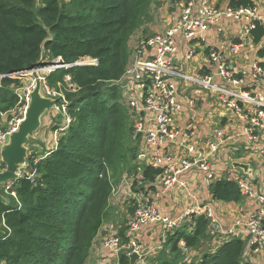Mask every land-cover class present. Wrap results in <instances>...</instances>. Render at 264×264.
Returning a JSON list of instances; mask_svg holds the SVG:
<instances>
[{
  "label": "trees",
  "instance_id": "trees-1",
  "mask_svg": "<svg viewBox=\"0 0 264 264\" xmlns=\"http://www.w3.org/2000/svg\"><path fill=\"white\" fill-rule=\"evenodd\" d=\"M150 1L0 0V112L18 105V74L31 71L42 56L44 62L60 65L97 60L96 66L60 67L45 76V87L56 93V105H66L70 123L53 126L59 134L51 150L29 151L28 171H36L34 180H17V200L6 196L10 201L0 203V230L5 233L0 238V264H86L108 217L110 173L114 179L137 173L132 163L142 147L141 136L133 138V146L117 82L130 61V37L149 20ZM229 5L252 7L253 2L229 0ZM251 36L254 44L262 42L264 25L258 23ZM256 54L264 60V42ZM140 168L148 184L161 174L160 169ZM209 194L214 201H244L236 182L227 177L211 184ZM208 227L204 215L196 216L193 232L176 231L157 262L250 264L241 237L213 250ZM180 240L189 250L200 251V259L184 261ZM205 244L207 250L201 251ZM120 260L129 264L125 255Z\"/></svg>",
  "mask_w": 264,
  "mask_h": 264
},
{
  "label": "built area",
  "instance_id": "built-area-1",
  "mask_svg": "<svg viewBox=\"0 0 264 264\" xmlns=\"http://www.w3.org/2000/svg\"><path fill=\"white\" fill-rule=\"evenodd\" d=\"M252 2V7L232 8L228 3L220 8L214 6L211 0H180L177 3L179 14L175 24L141 42L132 67L118 83L123 80L129 83L128 96L132 94V90L140 94V102L126 98V105L140 120L135 127L136 134L142 139L138 162L153 169H160L161 174L153 184H148L142 175L136 180L123 181L119 186L120 191L126 189L133 199L129 203L131 209L127 220L125 224L117 227H112L111 224L102 226L92 243L86 264H121L122 255L127 256L130 264V256L133 254L136 255L134 264H159L157 258L166 248L170 238L181 229L192 233L193 219L201 215L209 220L208 234L213 250L223 242L239 236L246 243L244 259L249 255L254 262L250 264H264V195L256 192L248 181L238 177L231 179L236 182L245 202L251 207L250 210L238 214L230 226H225L208 205L188 210L178 217L164 214L156 205V200L175 186L186 189L185 182L180 179L185 172L199 170L205 175L208 187L221 178H218L211 168V160L219 151L224 134L218 132L200 142L194 124H189L183 129L175 126L176 116L182 109L178 102V82L214 93L228 111L238 114L246 121L244 133L250 141L255 140L258 133H264V97L260 93L242 89L246 78L249 77L254 83L264 85L263 62L254 61L243 68H235L230 66L224 54L210 48L208 57L214 73L188 74L179 70L174 63L177 52L175 38L179 34L189 41L204 40V33L224 19L242 20L246 35H251L258 23L264 25V16L256 3ZM238 47L239 45L232 47V51L237 52ZM190 56L191 54H188L186 59ZM78 64L96 66L97 60L85 59L74 65ZM74 65L51 66V71L57 67L69 68ZM26 74L29 73L18 75ZM215 77L221 81L225 80L228 86L215 82ZM67 80L69 81V78ZM33 88L34 84L25 88V91L16 90L18 105L7 112H0V150L24 120L29 94ZM120 90L123 95V88L120 87ZM46 93L48 96H55L48 88ZM60 107L67 117L66 124H69L66 105ZM176 147L181 153L178 158H174L172 154L173 148ZM262 152L264 153V149ZM29 156L30 153L28 158ZM28 158L20 167L17 180L24 177L34 180L36 171H28ZM37 161L38 159H35L34 163ZM1 164L0 157V172L3 171ZM16 181L0 185V194L17 200L14 191ZM158 181L161 189L156 193L153 190ZM126 204L128 206V203ZM148 233L150 236L146 235ZM178 245L187 263L198 255L196 251L187 248L184 240H180Z\"/></svg>",
  "mask_w": 264,
  "mask_h": 264
},
{
  "label": "crops",
  "instance_id": "crops-1",
  "mask_svg": "<svg viewBox=\"0 0 264 264\" xmlns=\"http://www.w3.org/2000/svg\"><path fill=\"white\" fill-rule=\"evenodd\" d=\"M252 1L256 3L262 14L264 0ZM211 3H217L218 7L223 8L228 5L229 0H213V2L211 0ZM243 24L242 20L224 19L204 33V40L189 41L182 34L177 35L175 38L177 52L174 56L176 67L188 74L214 73L208 57L210 48L224 54L230 66L235 68H243L254 61L264 63V60H260L256 54L264 40L258 45L254 44L252 36L244 34ZM236 45H239L238 51L233 52L232 47ZM188 54L191 56L186 59ZM214 80L218 84L228 86L225 80L221 81L218 77H215ZM177 86L178 102L182 109L176 116L175 126L183 129L189 124H194L200 142L210 135L212 137L218 132L223 133V143L211 160V168L214 169L218 178L238 177L248 181L256 192L264 195V153L262 152L264 133H258L256 139L250 141L244 133L247 127L246 121L238 114L228 111L214 93L183 82H178ZM242 89L251 93H260L264 97V85L254 83L250 77L246 78ZM197 143L199 142L197 141ZM52 148L50 146L45 151ZM173 149L174 158H178L181 154L179 148ZM235 162L247 164L250 175L234 168L232 164ZM180 179L186 184L185 190L175 186L170 192L161 195L156 200V205L164 214L178 217L184 215L188 210L208 205L225 226H230L238 214L250 210L251 206L245 200L239 204L212 200L209 187L205 182V175L199 170L193 169L185 172ZM159 183V181L156 182L153 190L156 193L161 189ZM146 235L150 236L149 233ZM245 259L249 263L253 262L249 255Z\"/></svg>",
  "mask_w": 264,
  "mask_h": 264
},
{
  "label": "rangeland",
  "instance_id": "rangeland-1",
  "mask_svg": "<svg viewBox=\"0 0 264 264\" xmlns=\"http://www.w3.org/2000/svg\"><path fill=\"white\" fill-rule=\"evenodd\" d=\"M180 0H151L150 6H149V20L145 21L130 37L128 46L130 49V61L127 63V66L125 68V72L130 69L135 61V54L137 50L140 48V44L142 41H144L147 38L152 37L153 35L160 33L164 29L172 26L176 22L177 15L179 14V8L177 3ZM213 2V0H212ZM213 4V3H212ZM214 6L218 7L217 3L213 4ZM264 9V6H263ZM264 15V11L262 13ZM52 63L45 62L43 66V70L39 71V78L41 80V92L45 97H49L54 99L55 96H48L46 93L45 87V76L51 71ZM124 72V74H125ZM123 74V75H124ZM16 77V75L12 76V78ZM21 91H25V88L31 87L33 84L35 86L34 79L30 74L23 75L21 78ZM118 83V82H117ZM31 84V85H30ZM121 88H123V95L120 90V96H121V102L124 105L127 113V119H128V126L132 129V133L130 131L131 135V144L133 146H136L135 141L133 138L137 136L135 132V127L140 121L139 118L130 111L128 106L126 105V98L132 99L136 102H140V94L136 91L133 92L128 96V93L130 92L127 89L130 87L127 81L123 80L122 82L118 83ZM30 85V86H29ZM133 88V87H132ZM19 90V89H17ZM50 90V89H49ZM51 91V90H50ZM125 91V94H124ZM53 92V91H51ZM67 117L64 115V113L61 111V107L56 105L50 113H47L42 118V125L40 129L36 132L34 137L30 139L27 147L31 152H45L46 148H49L50 146H55L56 137H58L57 134H59L58 131H53V126L57 125H67ZM65 129V128H64ZM63 129V130H64ZM62 131V130H61ZM142 142V139H140V143ZM140 145V150H141ZM138 150V148H137ZM139 150V152H140ZM138 152V154H139ZM132 165H136L137 167V173L136 175H128L124 173L121 177H115V179L112 177L110 173V181L112 183L111 188V197L108 199L107 208L108 211V217L104 221V226L107 224H111L112 227H117L119 225L125 224L127 217L130 213V202L133 200L131 198V194L126 189H123L120 191L119 186L123 184V181L126 180H136L141 175V168L142 164L136 161L132 163ZM5 169V168H4ZM3 169V170H4ZM115 181V182H114ZM118 188V190H116ZM114 191V192H113ZM117 191V192H116ZM120 191V192H119ZM1 192V191H0ZM6 197V196H5ZM4 197V198H5ZM6 201H10L8 197L5 198ZM128 203V206L126 203ZM207 250V244H205L204 249L201 248V251ZM197 256L194 257V260L197 261L200 259L201 254L200 251L197 252Z\"/></svg>",
  "mask_w": 264,
  "mask_h": 264
},
{
  "label": "water",
  "instance_id": "water-1",
  "mask_svg": "<svg viewBox=\"0 0 264 264\" xmlns=\"http://www.w3.org/2000/svg\"><path fill=\"white\" fill-rule=\"evenodd\" d=\"M44 63V58L42 56L35 67L31 71L26 72L34 79L35 86L29 94V103L24 120L19 125L18 130L9 136L7 143L1 147L0 157L2 163L5 165V169L0 172V185L17 180V173L28 158L29 149L27 145L30 139H32L40 129L42 118L47 113H50L56 105V100L45 97L41 92L42 85L38 73L43 70ZM52 66H60V63L54 62ZM232 165L234 168L240 169L244 173L250 175L247 164L235 162ZM0 203H6V199L1 194ZM4 237L5 233L0 230V238ZM135 260L136 255H131L130 264H134Z\"/></svg>",
  "mask_w": 264,
  "mask_h": 264
},
{
  "label": "bare ground",
  "instance_id": "bare-ground-1",
  "mask_svg": "<svg viewBox=\"0 0 264 264\" xmlns=\"http://www.w3.org/2000/svg\"><path fill=\"white\" fill-rule=\"evenodd\" d=\"M189 235V234H188Z\"/></svg>",
  "mask_w": 264,
  "mask_h": 264
}]
</instances>
